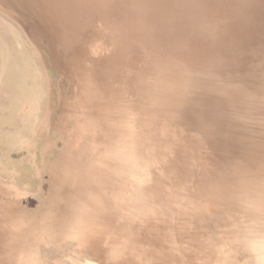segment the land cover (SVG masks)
Masks as SVG:
<instances>
[{
	"label": "bare ground",
	"instance_id": "bare-ground-1",
	"mask_svg": "<svg viewBox=\"0 0 264 264\" xmlns=\"http://www.w3.org/2000/svg\"><path fill=\"white\" fill-rule=\"evenodd\" d=\"M3 161L0 264H264V0H0Z\"/></svg>",
	"mask_w": 264,
	"mask_h": 264
},
{
	"label": "rangeland",
	"instance_id": "rangeland-1",
	"mask_svg": "<svg viewBox=\"0 0 264 264\" xmlns=\"http://www.w3.org/2000/svg\"><path fill=\"white\" fill-rule=\"evenodd\" d=\"M52 71V73H51V75H55L56 74V72L54 71V70H51ZM57 80H60V78L59 77H57ZM55 158V157H54ZM19 160V159H18ZM5 161H3L2 163H0V169L2 170V168H4V169H7L6 171L8 172V171H12V168H11V166H9V169L8 168H6V163H4ZM22 168V167H21ZM18 169V170H23V169ZM20 173V172H19ZM21 174V173H20ZM6 181V180H5ZM70 252H72V253H75L74 252V250H73V248L71 247V246H69V245H66V246H63V247H61V248H59L58 249V251H57V256H60V257H64V256H66L67 254H72V253H70Z\"/></svg>",
	"mask_w": 264,
	"mask_h": 264
}]
</instances>
